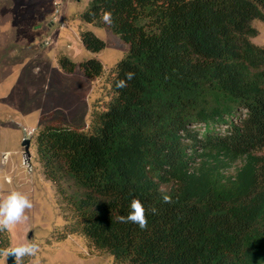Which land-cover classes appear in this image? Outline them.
<instances>
[{
    "label": "trees",
    "instance_id": "obj_1",
    "mask_svg": "<svg viewBox=\"0 0 264 264\" xmlns=\"http://www.w3.org/2000/svg\"><path fill=\"white\" fill-rule=\"evenodd\" d=\"M81 19L128 52L88 129L46 125L37 137L65 220L57 241L80 233L114 264H264V46L253 42L264 0H89ZM81 42L106 49L88 30ZM59 66L89 79L104 70L94 57ZM133 198L144 229L117 219Z\"/></svg>",
    "mask_w": 264,
    "mask_h": 264
},
{
    "label": "rangeland",
    "instance_id": "obj_2",
    "mask_svg": "<svg viewBox=\"0 0 264 264\" xmlns=\"http://www.w3.org/2000/svg\"><path fill=\"white\" fill-rule=\"evenodd\" d=\"M89 0H0V195L16 190L29 196L28 219L9 229V246L36 241L38 264H114L113 257L95 249L80 233L57 241L65 220L56 187L43 174L36 141L46 125L90 126L113 94V70L128 47L106 28L86 24L81 16ZM253 39L264 46V22L254 21ZM91 31L106 43L98 54L87 51L81 33ZM80 64L90 58L103 65V74L87 78L59 66L60 57ZM29 140L30 157L22 143ZM236 165L228 170L234 172Z\"/></svg>",
    "mask_w": 264,
    "mask_h": 264
},
{
    "label": "clouds",
    "instance_id": "obj_3",
    "mask_svg": "<svg viewBox=\"0 0 264 264\" xmlns=\"http://www.w3.org/2000/svg\"><path fill=\"white\" fill-rule=\"evenodd\" d=\"M103 24L111 27L114 23L110 11H104L101 17ZM134 73L127 72L124 79L117 80L115 87L117 89L126 88L128 81L134 78ZM163 193L166 190L161 188ZM164 203H171L170 195H162ZM33 208V203L28 195L20 191H10L0 195V233L8 231L11 226L28 219L26 212ZM130 211L127 216H119L117 219L122 223H133L141 229L147 227V211L143 203L138 198H133L129 205ZM153 214L157 211L154 207L150 210ZM40 252V244L36 241H29L12 248H0V264H7L9 257L13 258L14 264H38L36 259Z\"/></svg>",
    "mask_w": 264,
    "mask_h": 264
},
{
    "label": "water",
    "instance_id": "obj_4",
    "mask_svg": "<svg viewBox=\"0 0 264 264\" xmlns=\"http://www.w3.org/2000/svg\"><path fill=\"white\" fill-rule=\"evenodd\" d=\"M30 144H31V142L29 140H25L22 143V146H23L24 151H25V155L28 156V157H30V153H29ZM7 264H14L13 258L9 257Z\"/></svg>",
    "mask_w": 264,
    "mask_h": 264
},
{
    "label": "crops",
    "instance_id": "obj_5",
    "mask_svg": "<svg viewBox=\"0 0 264 264\" xmlns=\"http://www.w3.org/2000/svg\"><path fill=\"white\" fill-rule=\"evenodd\" d=\"M9 231V230H8ZM9 233H10V238H11V232L9 231Z\"/></svg>",
    "mask_w": 264,
    "mask_h": 264
}]
</instances>
